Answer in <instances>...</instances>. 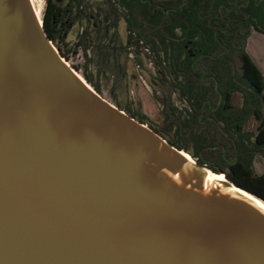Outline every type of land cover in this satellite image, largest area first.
I'll list each match as a JSON object with an SVG mask.
<instances>
[{
	"label": "water",
	"instance_id": "95a60500",
	"mask_svg": "<svg viewBox=\"0 0 264 264\" xmlns=\"http://www.w3.org/2000/svg\"><path fill=\"white\" fill-rule=\"evenodd\" d=\"M186 154L0 0V264H264V199Z\"/></svg>",
	"mask_w": 264,
	"mask_h": 264
},
{
	"label": "trees",
	"instance_id": "16d2710c",
	"mask_svg": "<svg viewBox=\"0 0 264 264\" xmlns=\"http://www.w3.org/2000/svg\"><path fill=\"white\" fill-rule=\"evenodd\" d=\"M122 21L126 40L117 32ZM43 23L66 59L79 48L92 53V72L83 75L100 94L93 70L124 74L122 57L139 59L140 48H149L158 82L188 104L179 109L165 99L163 124L149 127L264 199V173L255 167L264 157V73L247 51L252 29L264 33V0H47Z\"/></svg>",
	"mask_w": 264,
	"mask_h": 264
},
{
	"label": "rangeland",
	"instance_id": "374dc122",
	"mask_svg": "<svg viewBox=\"0 0 264 264\" xmlns=\"http://www.w3.org/2000/svg\"><path fill=\"white\" fill-rule=\"evenodd\" d=\"M35 4L39 10V15L42 18L47 6V0H35ZM254 29V28H253ZM252 29V30H253ZM118 34L126 40L128 30L126 23L121 22ZM257 37H262L258 32H254L247 41L248 49H251L252 55L257 60V53L262 56L264 60V43L256 41ZM74 49V48H73ZM129 49H135L131 47ZM139 59L134 53H127L122 57V61L126 60L127 69L124 74H114L112 71H105L101 74L93 70V77L101 85V95L108 99L115 105L121 103L124 107L130 108L139 117H143L147 122L146 125L163 124L164 119V100L170 99L179 109L185 108L188 104L182 100L176 90H172L169 83L165 82L161 85L158 82V66L156 64V56L149 50V48H140ZM88 54L79 48L76 52L69 53L67 62L85 79L83 72L89 65ZM263 67L264 66L259 65ZM86 80V79H85ZM256 170L259 174L264 173V157L257 156Z\"/></svg>",
	"mask_w": 264,
	"mask_h": 264
},
{
	"label": "bare ground",
	"instance_id": "6f19581e",
	"mask_svg": "<svg viewBox=\"0 0 264 264\" xmlns=\"http://www.w3.org/2000/svg\"><path fill=\"white\" fill-rule=\"evenodd\" d=\"M32 3L34 5L37 13L39 14V10H38V8H37V6L35 4V0H32ZM186 155L190 159V162L192 163V165L195 164V160L192 158V156L190 154H188V153ZM208 178L213 179V180H215L217 182H220V183H222L223 181H227V179H226L224 174H217V173H214L212 171H208ZM233 189L238 191V192H240V193H242V194H244V195H246V196H248L249 198L255 200L256 202H258L260 205H262L264 207V201L263 200L257 198L256 196H254V195H252L250 193H247L246 191H244V190H242L240 188L234 187Z\"/></svg>",
	"mask_w": 264,
	"mask_h": 264
},
{
	"label": "crops",
	"instance_id": "0c3cea01",
	"mask_svg": "<svg viewBox=\"0 0 264 264\" xmlns=\"http://www.w3.org/2000/svg\"><path fill=\"white\" fill-rule=\"evenodd\" d=\"M254 32H258L259 34H261V36L262 37H257L255 40L256 41H262L263 43H264V33L263 32H260V31H258V30H256V29H253L252 30V32H251V35L250 36H252L253 35V33ZM249 36V37H250ZM249 39V38H248ZM248 45V44H247ZM247 51L249 52V54L251 55V57L253 58V60L256 62V64L259 66V65H263L264 66V60H263V58H262V56L261 55H259L258 54V52L256 51V55H257V60L255 59V57L252 55V53H251V49H248V46H247ZM259 68L263 71V67H261V66H259ZM263 73H264V71H263ZM257 159V158H256ZM256 163H257V160H255V165H256ZM256 167V166H255ZM263 174V173H262Z\"/></svg>",
	"mask_w": 264,
	"mask_h": 264
}]
</instances>
